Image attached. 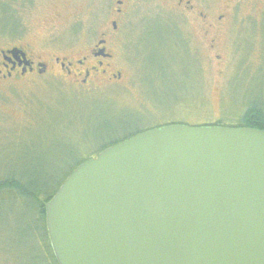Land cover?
Instances as JSON below:
<instances>
[{
  "label": "rangeland",
  "instance_id": "rangeland-1",
  "mask_svg": "<svg viewBox=\"0 0 264 264\" xmlns=\"http://www.w3.org/2000/svg\"><path fill=\"white\" fill-rule=\"evenodd\" d=\"M232 4L224 29L206 37L172 0H129L121 19L112 17L114 0H0V51L28 49L46 64L70 60L117 20L109 50L122 74L116 83L106 77L82 86L49 64L43 75L0 79V179L33 175V162L65 176L137 130L239 123L248 105L264 103V16L254 0ZM12 201L0 197V264H38L32 250L40 243L21 223L27 210Z\"/></svg>",
  "mask_w": 264,
  "mask_h": 264
},
{
  "label": "water",
  "instance_id": "water-1",
  "mask_svg": "<svg viewBox=\"0 0 264 264\" xmlns=\"http://www.w3.org/2000/svg\"><path fill=\"white\" fill-rule=\"evenodd\" d=\"M45 210L58 264H264V131H145L81 164Z\"/></svg>",
  "mask_w": 264,
  "mask_h": 264
},
{
  "label": "flooded vegetation",
  "instance_id": "flooded-vegetation-1",
  "mask_svg": "<svg viewBox=\"0 0 264 264\" xmlns=\"http://www.w3.org/2000/svg\"><path fill=\"white\" fill-rule=\"evenodd\" d=\"M129 0H114L116 8L112 11V17L121 19L127 13L126 3ZM262 5L260 15L264 16V0H254ZM175 5V9L181 10L186 13L187 16H193L196 22L200 23L206 37L210 36L211 32L223 30V26L227 24L228 18L231 17L232 10L234 8V0H225L221 6L213 5L208 0H172ZM129 8V7H128ZM112 29L108 32L102 33L94 47L87 52V54H79L68 58H52L51 63H42L36 60L33 56L29 57V51L27 53L24 48L13 47L12 49L0 51V79H17L19 80L23 76L35 74L43 75L49 70V64H53V67L61 69L65 75L73 81L87 86L91 82H100L108 77V83H116L121 79L122 74L115 71L112 67V63L116 59L115 52H110L109 46H115L117 39L118 21L114 20L111 23ZM114 32V33H113ZM216 39H213L212 48ZM30 49V46L28 45ZM12 50H17V57L22 64L19 67V63L15 61L13 56L9 53ZM13 63H16L14 66Z\"/></svg>",
  "mask_w": 264,
  "mask_h": 264
},
{
  "label": "trees",
  "instance_id": "trees-1",
  "mask_svg": "<svg viewBox=\"0 0 264 264\" xmlns=\"http://www.w3.org/2000/svg\"><path fill=\"white\" fill-rule=\"evenodd\" d=\"M166 125L156 126L155 128ZM201 126L251 128L264 131V103L259 105H248L245 109L243 117L240 119L239 123L235 125L226 126L223 123H217L205 124ZM148 130L149 129L137 130L135 132L127 133L124 137L115 140L111 144L103 146L101 150L97 152V155H89L80 162L75 163L70 171L62 177H59L50 171H46L44 168H47V166H44L41 162H33L30 166L31 170L34 171L33 175L15 174L7 175L0 179V197H3V199L7 198L9 200H13V204L18 202L22 204L24 209L27 210V217L25 218V221L21 222L22 226L26 227L24 232L27 236L36 238V240L40 243L39 248L37 247L38 244L35 243L36 249L32 250V261L36 259L38 260V264H58L48 236L45 205L54 198L67 178L81 164L96 158L107 148Z\"/></svg>",
  "mask_w": 264,
  "mask_h": 264
}]
</instances>
